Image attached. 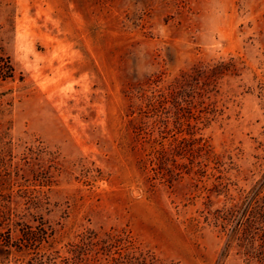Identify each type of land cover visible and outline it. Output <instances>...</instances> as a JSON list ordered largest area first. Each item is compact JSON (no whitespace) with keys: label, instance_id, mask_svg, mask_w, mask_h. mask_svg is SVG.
I'll use <instances>...</instances> for the list:
<instances>
[{"label":"rangeland","instance_id":"rangeland-1","mask_svg":"<svg viewBox=\"0 0 264 264\" xmlns=\"http://www.w3.org/2000/svg\"><path fill=\"white\" fill-rule=\"evenodd\" d=\"M0 47V264H264V0H0Z\"/></svg>","mask_w":264,"mask_h":264},{"label":"trees","instance_id":"trees-1","mask_svg":"<svg viewBox=\"0 0 264 264\" xmlns=\"http://www.w3.org/2000/svg\"><path fill=\"white\" fill-rule=\"evenodd\" d=\"M12 72H13V67L11 65V61L9 60V58L2 55L1 47H0V79L11 78ZM179 111H180V109H179ZM164 151H165V149L162 148V150H160V154L164 153ZM160 158L162 160L164 158V154L161 155ZM250 208H251V204L248 205V208L246 211L249 212ZM250 211H253V209H251ZM24 232H25L24 233V242L21 244L22 247L24 249L29 248V250H31L33 248L34 251H36V253L39 254L38 250L36 249L38 243L40 244V240L42 239L41 236L38 235L39 232H35V231L30 230V229L26 230ZM107 238L114 240L113 243L108 244L107 247L108 246L109 247H112V246L118 247V242H120V245H123V246L127 247L128 249H131L134 251H138L140 249V247L136 244V242L134 241L132 236H130L129 234H127V236H123L122 234H118V235L108 234ZM12 240L13 239L9 233V240H8L7 246H11ZM122 241H124L123 244H122ZM38 258H39V260H41L42 256L40 255ZM79 259L81 260V258H79ZM146 259H145L144 263H146Z\"/></svg>","mask_w":264,"mask_h":264}]
</instances>
